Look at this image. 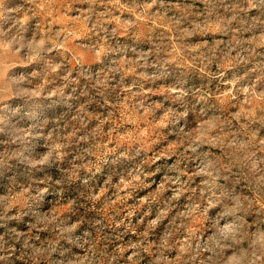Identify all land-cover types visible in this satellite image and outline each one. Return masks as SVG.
<instances>
[{"label":"clouds","instance_id":"9594fccd","mask_svg":"<svg viewBox=\"0 0 264 264\" xmlns=\"http://www.w3.org/2000/svg\"><path fill=\"white\" fill-rule=\"evenodd\" d=\"M0 264H264V0H0Z\"/></svg>","mask_w":264,"mask_h":264},{"label":"rangeland","instance_id":"374dc122","mask_svg":"<svg viewBox=\"0 0 264 264\" xmlns=\"http://www.w3.org/2000/svg\"><path fill=\"white\" fill-rule=\"evenodd\" d=\"M161 91H162V89H161ZM121 123H124V121L121 120ZM109 141L111 142V137H109ZM145 164H147V161H145ZM157 179H159V177H157Z\"/></svg>","mask_w":264,"mask_h":264}]
</instances>
